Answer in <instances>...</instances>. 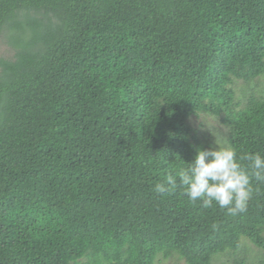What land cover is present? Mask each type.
I'll list each match as a JSON object with an SVG mask.
<instances>
[{"label": "trees", "instance_id": "obj_1", "mask_svg": "<svg viewBox=\"0 0 264 264\" xmlns=\"http://www.w3.org/2000/svg\"><path fill=\"white\" fill-rule=\"evenodd\" d=\"M0 37V264L264 252V183L235 216L154 191L199 150L264 155V0H0Z\"/></svg>", "mask_w": 264, "mask_h": 264}, {"label": "clouds", "instance_id": "obj_2", "mask_svg": "<svg viewBox=\"0 0 264 264\" xmlns=\"http://www.w3.org/2000/svg\"><path fill=\"white\" fill-rule=\"evenodd\" d=\"M240 161L248 163L244 166ZM253 180L264 183V155L238 157L234 148L218 146L199 150L194 162L157 182L154 191L170 194L179 187L191 202L200 201L204 208L215 204L235 216L247 211Z\"/></svg>", "mask_w": 264, "mask_h": 264}, {"label": "rangeland", "instance_id": "obj_3", "mask_svg": "<svg viewBox=\"0 0 264 264\" xmlns=\"http://www.w3.org/2000/svg\"><path fill=\"white\" fill-rule=\"evenodd\" d=\"M13 54V49L9 45V43L6 41L5 37H0V57H10ZM242 85H239V83L236 85L237 88V95L238 99H241V92L240 89ZM261 87H264V77L261 79ZM192 124L199 128L200 131H210L214 135H221L224 133L225 128L220 125V123L214 119L213 117L202 114L200 117H193L192 118ZM244 244H247L248 250L250 252L247 264H264V252L259 251V248H256L254 245L249 243L246 239L243 242ZM216 264H235L228 258H219L215 262ZM156 264H177L174 259L169 260H163L156 262Z\"/></svg>", "mask_w": 264, "mask_h": 264}]
</instances>
